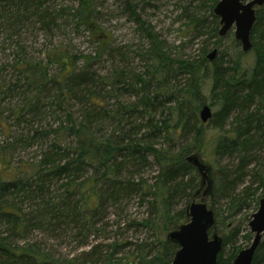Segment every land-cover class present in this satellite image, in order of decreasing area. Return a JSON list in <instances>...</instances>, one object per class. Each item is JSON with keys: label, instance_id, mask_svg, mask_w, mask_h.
I'll list each match as a JSON object with an SVG mask.
<instances>
[{"label": "trees", "instance_id": "obj_1", "mask_svg": "<svg viewBox=\"0 0 264 264\" xmlns=\"http://www.w3.org/2000/svg\"><path fill=\"white\" fill-rule=\"evenodd\" d=\"M51 1L0 0V19L9 27L34 21L47 30L58 27V20L72 22L96 46L87 55L63 46L47 50L38 60L18 54L20 59L13 65L18 77L8 89L23 86L24 101L10 110L12 126L5 118L0 122L7 135L0 144V264H170L178 246L166 234L188 221L186 209L200 180L185 158L204 153L207 130L219 119L213 114L207 123L199 119L204 88L219 103V121L237 112L234 123L240 121L235 135L223 132L219 125L212 138L215 154L239 158L236 171H217L215 197L226 199L227 214L214 210L215 197L209 201L223 239L217 264H232L235 243L251 215L235 219L244 210L257 208L264 197L261 193L248 201L249 187L235 192L244 177L247 153L258 142L250 130L264 134V5L256 9L250 35L256 56L253 69L242 64L245 55L234 38L232 49H220L212 61L207 59V49L198 59L172 60L164 41L130 4L147 41V48L139 53L145 71L136 73L125 63L100 75L93 64L112 50L111 36L97 23L95 0H77L76 5L57 9L49 5ZM212 16L218 34L219 20ZM220 42L218 37L213 49L218 50ZM181 75L187 78L178 88ZM125 95L136 100L123 104L119 98ZM111 99L119 100L113 108ZM252 104L258 106L254 111L249 110ZM22 125L27 132L9 133L11 127ZM34 146L38 151L29 160L15 162L17 148ZM148 157L157 167L150 184L141 178ZM257 180L255 191L264 190V176ZM133 195L146 203L147 214L125 224V230L143 229L150 236L140 242L115 239L107 243V209L119 207ZM36 232L60 244L68 237L77 239L83 249L77 255L62 256L58 247L34 238ZM90 235L101 236L102 242L90 245ZM245 235L250 240V233ZM227 246L235 251L225 258ZM262 262L264 235L252 264Z\"/></svg>", "mask_w": 264, "mask_h": 264}, {"label": "rangeland", "instance_id": "obj_2", "mask_svg": "<svg viewBox=\"0 0 264 264\" xmlns=\"http://www.w3.org/2000/svg\"><path fill=\"white\" fill-rule=\"evenodd\" d=\"M95 0L97 23L111 36L110 49L112 50L109 55L103 56L101 61L93 64V68L97 70L100 75H106L110 73L112 67H121L123 64H127L131 70L136 73L145 71L144 61L140 57V51H144L147 48V41L141 31L139 24L135 22L133 13L130 9V4L135 12L141 17L148 26H150L155 34L166 44V50L169 57L174 59H198L203 50L207 49L209 52L214 48V42L219 37L221 39L219 49H232L231 38L234 37V27H232L225 36H219L214 29L216 27L214 18L212 16L213 2L215 0ZM219 1V0H218ZM77 0H54L49 5L54 8L59 6L76 5ZM214 14V13H213ZM215 16V15H214ZM217 17V16H216ZM219 18L217 17V21ZM58 27H53L52 30H47L40 26L37 22H29L24 26H11L0 19V122L7 119L8 125H13L12 116L10 110L15 106H21L23 98V86L8 89L9 83L16 81L18 74L13 65L21 57L20 54L26 55L31 60L42 59L44 53L58 46L67 48L74 54L87 55L93 52L96 44L91 42L87 36V33L82 29H76L72 22H64L58 20ZM219 30V26H218ZM118 51L122 56L113 52ZM20 55V58L18 56ZM242 64L248 68L253 69L256 61L254 50H250L244 53ZM124 61L121 62V60ZM81 62L79 63V65ZM187 77L179 76L177 78V86L181 87ZM176 81V82H177ZM170 85H175V81H171ZM204 100L208 105L215 117H219V103L210 99V92L204 88ZM124 104L133 102L136 99L132 96H123L119 98ZM119 100H109L111 108ZM256 102V101H255ZM258 108L257 104L250 106V111H254ZM78 113V108H73ZM237 113H232L226 119L215 118L214 126L207 130L208 143L206 144L204 153L201 158L212 166L213 173V185L218 183L219 169L234 172L238 169L239 158L235 155H223L218 156L214 152L212 138L218 134L215 129L221 125L223 132H231L235 135V129L240 121L235 122ZM10 117V118H8ZM157 117V116H154ZM241 118V117H240ZM218 121V122H216ZM39 124H35V127ZM22 127L24 129H22ZM20 128L11 127L9 133L21 134L27 132L26 125H22ZM1 128V127H0ZM218 129V128H217ZM260 130V129H259ZM258 129L252 128V134L255 135V139L258 141L253 147H251L247 153L246 165L243 166L244 179L242 178L235 187L236 193H241L245 188L249 187V191L252 194L249 195L248 201H253L261 193H264L262 188H259L258 177L264 176V134ZM264 131V130H263ZM9 134V136H10ZM7 135L0 129V144H2ZM10 140H8L9 142ZM34 151H38V147H33L31 150L17 148L14 152V160L24 161L29 160ZM157 172V167L153 164L152 158L148 157V165L142 170L141 178L146 180L149 184L153 182V177ZM258 176H257V175ZM199 178V176H198ZM199 187V186H198ZM197 187V188H198ZM205 187L199 191L196 201H200L202 193ZM215 197V190H214ZM213 208L214 210H221L226 215V199L222 198L218 200L217 195L214 198ZM209 195L204 198V202L210 206ZM258 208V207H257ZM257 208L250 207L244 210L243 213L238 215L235 221H239L243 214L252 215ZM108 214L104 220L107 224L106 237L107 243L115 239H127L139 242L148 238L150 235L146 230L138 229L134 227H125L127 223L132 220L139 221L147 214L146 203H141L139 196L133 195L130 199L123 201L119 207H109L106 211ZM251 218V216H250ZM217 230L221 235L220 227ZM241 236L235 243L236 251L233 250V246L225 247L224 257L226 258L231 251H235L237 254L240 250L248 247L251 244L253 234L250 232L248 222H246L241 228ZM250 233V240L246 241V233ZM243 236V238H242ZM34 238L44 241L47 246L58 247V253L62 256L77 255L82 249V246L78 245L77 239H71L68 237L65 243L60 244V240L49 239L47 236H43L40 233H35ZM104 238V237H103ZM89 244L102 242L101 236L90 235L88 239ZM88 247H84V250ZM261 264H264L262 262Z\"/></svg>", "mask_w": 264, "mask_h": 264}, {"label": "water", "instance_id": "obj_3", "mask_svg": "<svg viewBox=\"0 0 264 264\" xmlns=\"http://www.w3.org/2000/svg\"><path fill=\"white\" fill-rule=\"evenodd\" d=\"M263 5L264 0H219L213 9L214 15L219 18V36H225L234 27V37L240 43L241 50L244 53L250 51L252 49L250 35L256 21V8ZM216 54L217 50L213 49L208 53L207 59L212 61ZM211 118L210 107L203 105L199 110L200 121L207 123ZM185 160L198 172L199 187L194 192V200L186 209L188 221L166 234V239L178 246L170 264H217L223 239L216 230L213 209L204 202L207 195L210 201L214 198L213 169L196 153L188 155ZM203 187L205 190L202 198L196 201ZM248 226L253 234L251 244L237 253L232 264H252L264 235V197L260 199Z\"/></svg>", "mask_w": 264, "mask_h": 264}, {"label": "bare ground", "instance_id": "obj_4", "mask_svg": "<svg viewBox=\"0 0 264 264\" xmlns=\"http://www.w3.org/2000/svg\"><path fill=\"white\" fill-rule=\"evenodd\" d=\"M212 50H213V49H212ZM212 50H211V51H212ZM216 50H217V49H216ZM211 51H210V52H211ZM217 53H218V50H217ZM216 56H217V54H216ZM213 60H214V59H213ZM209 61H210V60H209Z\"/></svg>", "mask_w": 264, "mask_h": 264}, {"label": "flooded vegetation", "instance_id": "obj_5", "mask_svg": "<svg viewBox=\"0 0 264 264\" xmlns=\"http://www.w3.org/2000/svg\"><path fill=\"white\" fill-rule=\"evenodd\" d=\"M257 9V8H256Z\"/></svg>", "mask_w": 264, "mask_h": 264}]
</instances>
